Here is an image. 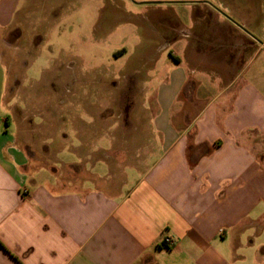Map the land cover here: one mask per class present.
I'll return each mask as SVG.
<instances>
[{"label":"crops","instance_id":"0c3cea01","mask_svg":"<svg viewBox=\"0 0 264 264\" xmlns=\"http://www.w3.org/2000/svg\"><path fill=\"white\" fill-rule=\"evenodd\" d=\"M262 1L145 3L163 67L144 137L102 141L88 169L83 133L57 157L50 126L11 131L0 74V264H264ZM21 2L0 0V32Z\"/></svg>","mask_w":264,"mask_h":264},{"label":"rangeland","instance_id":"374dc122","mask_svg":"<svg viewBox=\"0 0 264 264\" xmlns=\"http://www.w3.org/2000/svg\"><path fill=\"white\" fill-rule=\"evenodd\" d=\"M150 1L22 0L12 25L0 32L4 98L19 108L7 115L11 131L15 121L50 126L45 136L57 144L66 134L79 148L83 133L95 143L91 151L111 137L115 149L130 153L129 139L144 137L150 90L159 83L149 78L163 67L143 58L152 44H162L146 34L147 12L156 7L145 4ZM55 147V156L66 155L68 146ZM99 149L87 169L101 156Z\"/></svg>","mask_w":264,"mask_h":264},{"label":"built area","instance_id":"2783aa9c","mask_svg":"<svg viewBox=\"0 0 264 264\" xmlns=\"http://www.w3.org/2000/svg\"><path fill=\"white\" fill-rule=\"evenodd\" d=\"M167 243H168L169 246L173 245V242L171 240H168Z\"/></svg>","mask_w":264,"mask_h":264}]
</instances>
